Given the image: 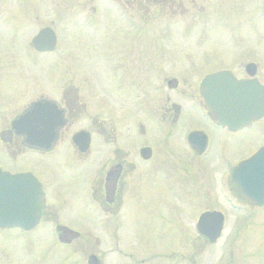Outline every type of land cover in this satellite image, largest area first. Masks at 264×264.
Masks as SVG:
<instances>
[{"label": "flooded vegetation", "instance_id": "1", "mask_svg": "<svg viewBox=\"0 0 264 264\" xmlns=\"http://www.w3.org/2000/svg\"><path fill=\"white\" fill-rule=\"evenodd\" d=\"M177 1V7L173 3L167 8L183 14L207 8L202 0ZM114 2L118 5L114 12L127 16L123 25L133 24V11H152L154 4L153 0ZM229 3L221 0L219 9ZM257 3L256 10L246 11L253 12L264 25V0ZM84 26L85 30L94 31L89 23ZM181 31L185 34V27ZM261 42L264 41L259 44V40L232 38L218 43L199 34L197 38L179 39L177 56L155 55L154 45L137 40L118 41L112 53L105 46H98L96 61H90L92 65L73 57L69 60V76L53 77L54 85L59 79L69 80V86L62 83L52 87L56 91L53 97L35 93L16 110L0 111V157L15 166L29 153L36 156L39 166V171L34 172L0 165L1 170L12 173L30 172L39 183L0 186L1 206L9 204L10 196H18L22 203L25 195H33L30 204L39 205L38 218L31 228L0 226V264H10L12 259H18V264H153L154 250L148 243L141 246L137 240L135 222L137 225L143 214L150 226L146 230L148 236L155 233V218L166 224L157 232L169 233L173 243L180 242L178 260L184 264V208L200 206L201 186L209 187L206 200L216 201L215 187L229 186L233 168L264 145L260 141L235 157H227L232 136L259 125L264 114H251L241 123L223 121L207 108L203 94L224 93L225 88L204 85L202 80L221 71L238 81L254 82L255 90L262 87L264 96ZM167 62L178 66H166ZM42 99L56 101L65 120L48 148L29 145L26 135L12 126L33 101ZM1 104L4 103L0 99ZM66 127L69 135L63 134ZM210 131L218 137L215 148ZM80 133L83 143L79 145ZM262 166L264 158L248 167L246 178L261 173ZM63 168L67 169L66 174ZM58 172L66 176L65 186L56 182ZM232 186L264 183L234 182ZM227 197L233 199L230 194ZM210 205L196 216L214 210ZM15 230L19 236L13 240L18 247L14 258L9 254L8 233ZM35 241H40L38 247ZM58 246L65 250L56 253ZM156 254L165 258L170 255Z\"/></svg>", "mask_w": 264, "mask_h": 264}, {"label": "rangeland", "instance_id": "2", "mask_svg": "<svg viewBox=\"0 0 264 264\" xmlns=\"http://www.w3.org/2000/svg\"><path fill=\"white\" fill-rule=\"evenodd\" d=\"M153 1L152 11L143 10L144 12L137 14L133 11L135 18L132 22L135 24L123 25L126 23L123 18L127 16L117 15L118 12L115 13L113 10L117 5L111 1L107 4L104 0H0V99L4 103L0 105V111L7 113L12 109L16 110L23 106V102L34 98L35 93L53 97L56 91L52 87L60 86L62 83L69 86L68 78L59 79L58 84L54 85L53 77L69 76V60L73 57L77 60L83 58L87 64L92 65L90 61H96L98 46H105L112 53L118 41L137 40L154 45L155 55L177 56L180 54L178 40L183 37L197 38L199 34H203V38L217 40L218 43L232 38L250 42L259 40V44L260 41H264V25L260 24V20L253 12L246 11V8L256 10L259 6L258 0H228L230 3L223 9H219L221 0H202L208 11L188 10L185 14L167 8L173 6V3L177 7V0ZM211 7L216 9L211 10ZM92 8L93 10L95 8L93 11L95 13L90 12ZM206 13L208 16H205ZM85 17L88 21L84 20ZM82 20L85 23L89 22L94 31L85 30ZM140 23L142 24L138 25ZM45 25H51L56 33L59 41L57 50L46 55L36 52L35 54L30 46V38ZM182 27H185V34L183 30L181 31ZM261 46L264 48V42H261ZM218 49L220 51L221 47L218 46ZM262 53L264 54L263 51ZM165 65L178 66L175 62H167ZM210 132L211 143L215 148L218 137L215 132ZM63 134L69 135V127L64 129ZM260 141H264V120L254 128L232 136L228 146L231 150L227 157H235ZM0 165L10 169L29 168L34 172L39 171L36 156L29 153L18 159L15 166L6 157L1 156ZM62 171L64 174L67 173L66 168ZM58 176L59 181L56 182L65 186L66 176H62L60 172ZM201 187L203 196L200 206L184 208L185 217L182 220L184 236L181 247L184 250L185 263L191 258L196 264H264V207L253 208L230 202L225 186H216L217 199L208 202L205 194L209 187ZM209 204L222 210L225 216L226 228L221 238L214 244H208L204 238L196 235L193 228L197 212ZM146 221L143 214L137 225L135 222L137 240L141 246L145 247L148 243L154 251H167L170 255L165 264H182V260L181 262L178 260L177 251L180 242L175 245L171 234L157 232L162 225L165 228L166 224L159 223L155 218L153 220L155 233L148 236L146 230L150 226ZM8 236L9 254L15 258L18 247L14 246L13 240L18 238L19 234L15 230L10 231ZM39 243L40 241H35L34 245L37 246ZM173 245L175 247L172 251L168 250ZM64 250V247L58 246L56 253ZM158 259L160 256L153 258L152 263L161 264ZM18 262L20 263L18 259L16 261L12 259L10 264ZM35 264H43V261Z\"/></svg>", "mask_w": 264, "mask_h": 264}, {"label": "water", "instance_id": "3", "mask_svg": "<svg viewBox=\"0 0 264 264\" xmlns=\"http://www.w3.org/2000/svg\"><path fill=\"white\" fill-rule=\"evenodd\" d=\"M31 44L37 51H52L55 48L56 37L53 29L46 26L41 28L31 39ZM204 85L219 86L225 88V92L214 94H205L207 105L212 112L221 113L223 121H233L241 123L251 118V114L260 116L264 114V97L263 88L257 92L254 82L242 80L238 81L231 75L224 72H217L207 76L203 80ZM230 122V121H229ZM64 123L62 111L50 101H36L26 109L17 119L12 122L20 133L25 134L27 143L31 146L48 148L53 142L57 129ZM79 134L77 142L83 143ZM264 158V147L249 160L248 164L240 165L235 168L237 176L248 171V167L257 164ZM245 167V168H244ZM244 168V169H243ZM243 169V170H242ZM3 176V175H2ZM1 182L9 184L33 182L27 179L26 174L9 175L6 174ZM256 183H264V166L261 167V173L256 175ZM231 193L241 203L254 205H263L264 203V186H228ZM0 208V213H3ZM26 208L19 206H10L5 209L4 213L9 217L16 218L26 213ZM217 212H204L197 221V229L200 233L206 235L210 242H214L219 236L222 226V216Z\"/></svg>", "mask_w": 264, "mask_h": 264}]
</instances>
